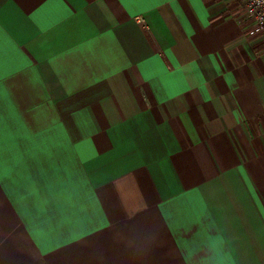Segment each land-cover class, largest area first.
<instances>
[{"label":"crops","instance_id":"obj_1","mask_svg":"<svg viewBox=\"0 0 264 264\" xmlns=\"http://www.w3.org/2000/svg\"><path fill=\"white\" fill-rule=\"evenodd\" d=\"M255 28L246 0H0V264H264Z\"/></svg>","mask_w":264,"mask_h":264},{"label":"built area","instance_id":"obj_2","mask_svg":"<svg viewBox=\"0 0 264 264\" xmlns=\"http://www.w3.org/2000/svg\"><path fill=\"white\" fill-rule=\"evenodd\" d=\"M246 12L256 24L254 34H264V0H246Z\"/></svg>","mask_w":264,"mask_h":264}]
</instances>
